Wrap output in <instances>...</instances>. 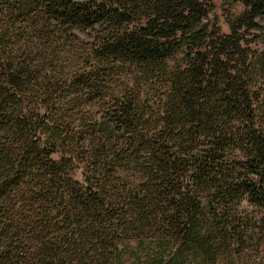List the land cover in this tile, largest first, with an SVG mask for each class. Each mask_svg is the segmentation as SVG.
<instances>
[{
    "label": "trees",
    "instance_id": "obj_1",
    "mask_svg": "<svg viewBox=\"0 0 264 264\" xmlns=\"http://www.w3.org/2000/svg\"><path fill=\"white\" fill-rule=\"evenodd\" d=\"M232 1L224 32L214 0H0V264H264V0Z\"/></svg>",
    "mask_w": 264,
    "mask_h": 264
},
{
    "label": "rangeland",
    "instance_id": "obj_2",
    "mask_svg": "<svg viewBox=\"0 0 264 264\" xmlns=\"http://www.w3.org/2000/svg\"><path fill=\"white\" fill-rule=\"evenodd\" d=\"M240 8L241 5L233 2L232 0H214V8L209 13V17L210 19L215 20L218 23L222 31L228 32L229 29L225 20V13L228 10ZM75 176L81 179V171L79 169L75 171Z\"/></svg>",
    "mask_w": 264,
    "mask_h": 264
}]
</instances>
